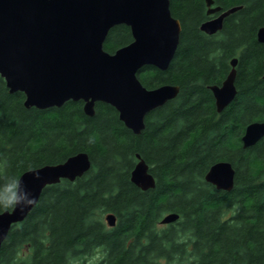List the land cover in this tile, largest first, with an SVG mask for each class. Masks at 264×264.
<instances>
[{
  "label": "trees",
  "instance_id": "trees-1",
  "mask_svg": "<svg viewBox=\"0 0 264 264\" xmlns=\"http://www.w3.org/2000/svg\"><path fill=\"white\" fill-rule=\"evenodd\" d=\"M223 11L222 30L200 31L206 0H169L181 24L175 55L165 71L146 66L138 79L147 89L179 87L175 99L149 113L135 135L116 110L83 102L60 108H25L23 93L10 94L0 77V186L25 171L63 163L80 152L91 169L74 182L47 186L27 218L10 229L0 264H264V138L243 149L251 122H264V0H212ZM132 42L130 29H111L103 48L112 54ZM236 58L234 100L217 113L208 86H219ZM144 160L155 187L142 191L130 173ZM228 162L231 191L204 177ZM3 212V211H0ZM113 214L116 224L104 221ZM175 213L178 219L162 225Z\"/></svg>",
  "mask_w": 264,
  "mask_h": 264
},
{
  "label": "water",
  "instance_id": "water-1",
  "mask_svg": "<svg viewBox=\"0 0 264 264\" xmlns=\"http://www.w3.org/2000/svg\"><path fill=\"white\" fill-rule=\"evenodd\" d=\"M169 0H0V77L10 94L25 96L24 107L38 110L60 108L68 101L83 102V112L92 117L96 103L113 107L124 126L139 135L146 116L176 98L179 87L162 85L147 89L138 79L146 66L165 71L177 50L181 24L171 15ZM207 15H216L200 25L211 36L220 32L224 19L240 9L222 10L206 0ZM125 25L132 42L110 54L103 48L111 29ZM264 44V26L256 33ZM237 59L219 86H208L217 113L236 96ZM264 79V61L263 76ZM264 138V122H251L241 137L242 148L253 147ZM130 173V181L142 191L153 189L155 180L144 160ZM91 169L84 152L63 163L45 165L22 173L32 203L16 211L0 212V249L12 226L23 222L37 205L43 190L62 180L74 182ZM33 173L39 179L33 180ZM235 170L228 162L210 167L204 179L216 190L229 192ZM178 219L165 215L160 223ZM105 223L112 228L116 218L109 213Z\"/></svg>",
  "mask_w": 264,
  "mask_h": 264
},
{
  "label": "clouds",
  "instance_id": "clouds-1",
  "mask_svg": "<svg viewBox=\"0 0 264 264\" xmlns=\"http://www.w3.org/2000/svg\"><path fill=\"white\" fill-rule=\"evenodd\" d=\"M39 179V173H33V180ZM30 190L22 180L10 179L6 184L0 186V211H16L20 205L27 206L32 203Z\"/></svg>",
  "mask_w": 264,
  "mask_h": 264
},
{
  "label": "rangeland",
  "instance_id": "rangeland-1",
  "mask_svg": "<svg viewBox=\"0 0 264 264\" xmlns=\"http://www.w3.org/2000/svg\"><path fill=\"white\" fill-rule=\"evenodd\" d=\"M214 6V5H213ZM105 221V220H104ZM97 259V255H93L91 257H88L84 262H74L72 264H91L92 262H94Z\"/></svg>",
  "mask_w": 264,
  "mask_h": 264
}]
</instances>
